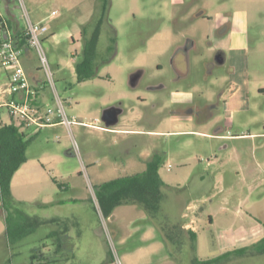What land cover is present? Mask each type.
I'll list each match as a JSON object with an SVG mask.
<instances>
[{
	"label": "rangeland",
	"instance_id": "1",
	"mask_svg": "<svg viewBox=\"0 0 264 264\" xmlns=\"http://www.w3.org/2000/svg\"><path fill=\"white\" fill-rule=\"evenodd\" d=\"M25 2L34 22L36 17L60 12L59 17L47 23L49 32L44 45L68 116L95 123L106 108L121 101L128 111L116 128L130 133L73 127L88 166V157L105 165L133 159L136 168L131 171H139L146 168V162L138 159L146 160L157 151L163 155V177L175 182L180 179L200 216L206 220L211 215L216 218L214 226L209 225L202 231L209 238L211 248L218 244L217 235L224 227L220 223L223 208L239 209L237 229L247 224V230L239 235L253 242L264 237V0H110L107 18L100 27L99 48L105 50L111 43L110 38L116 36L115 51L104 55L110 62L100 68L98 77L81 83L75 71L83 51L81 31L89 22L96 28L94 23L101 11L99 0ZM202 11L212 19L203 18ZM226 30V35L238 37L240 47L227 51L230 67L229 64L217 67L205 78L201 59L208 62L213 59L211 49L216 48L218 41V45L221 43L218 36ZM68 32L75 38L68 39ZM188 37L194 38L198 47L190 57L189 78L171 84L173 56ZM0 69L1 87L6 89L7 70ZM137 69L145 70L138 88L130 83L131 73ZM232 72L236 73L235 77L230 75ZM219 73L227 79L222 80L223 76L217 79ZM160 81L167 84V89H148L149 84ZM183 90L188 93L180 95ZM201 91L206 92L204 96L209 100H220V110L214 117L198 122L189 113H172L179 103L185 105L187 101L182 98L196 101ZM223 97L229 98L223 100ZM0 112L11 119L6 107H0ZM182 128L187 130L180 133ZM218 128L221 130L217 132ZM32 137L28 155L61 154L66 163L51 171L50 177L74 186L69 191H61L48 177L38 200L70 199L76 193H87L92 199L89 181L79 173L78 158L67 157L73 150V139L66 127L60 125ZM224 143L229 147L223 149ZM68 164L75 168L67 171ZM89 174L95 186L91 170ZM202 175L204 180L200 178ZM18 209L28 216L57 213L56 209L42 210L33 204L20 205ZM8 216L10 219L9 208H3L0 202L1 264L36 263L38 259L33 257L49 250L43 244H53L51 238L44 239V233L56 226H40L14 242L6 236ZM253 262L264 264V257L257 256Z\"/></svg>",
	"mask_w": 264,
	"mask_h": 264
},
{
	"label": "crops",
	"instance_id": "2",
	"mask_svg": "<svg viewBox=\"0 0 264 264\" xmlns=\"http://www.w3.org/2000/svg\"><path fill=\"white\" fill-rule=\"evenodd\" d=\"M0 9L6 19L7 34L13 35L16 40L24 31V24L20 18L16 1L0 0ZM201 13L205 15V12L202 11ZM59 15L60 12L52 11L48 16L36 17L35 20L36 22H45L48 26L47 23L56 19ZM224 33L218 36L222 41L219 45L218 41L216 48H221L227 53L230 49L233 51L240 47L237 36L234 34L226 35L228 31ZM4 35L5 32H0V42L5 38ZM52 35L53 37L56 36L55 33H52ZM66 37L68 39L75 38L71 32H68ZM216 48L213 47L211 51ZM22 62L32 85L39 87L43 81V75L39 70L35 53L27 48L22 56ZM6 74L9 81V72L6 71ZM235 74L232 77H235ZM222 76V80L227 79L226 76ZM1 86L0 79V107L5 108L2 103L9 97L6 92L7 88L2 89ZM181 95H185L184 92L181 91ZM50 96L48 90L42 91L39 98H37V104L44 108L51 102ZM228 98L223 97L222 99L228 100ZM0 121L9 124L12 119H6L4 114L0 112ZM14 121L16 122V120ZM59 126L46 127L39 131L31 126L23 129V131L32 137ZM185 130L187 129L183 130L182 128L180 133ZM114 131L123 134L131 132L118 130V128H114L110 132L114 133ZM252 135H256L257 138L263 137L256 133ZM228 147L229 145L224 143L222 148L226 149ZM67 157H74V154L70 151ZM28 158V162L15 173L12 180L13 200L9 204L11 218L9 231H7L6 223V236L15 242L29 236L40 226L55 225V228L52 230L50 228L44 233V239L51 238L53 244H43V247H48L49 250L47 253L40 255V261L38 260L39 262L37 261L36 264H114L101 231L94 203L87 193L80 195L76 193L70 199L47 197L41 201L38 200V195L46 187L44 182L48 180V177L51 180L54 178L53 176L50 177V172L57 170L58 165L66 163L64 157L61 154H41L39 157L28 155ZM148 159L142 160L139 158L138 160L146 162L147 168ZM125 160L121 163L115 162L105 165L93 157H88L89 170H91L96 181L95 187L104 182L121 177H130L146 170L145 168L139 171H131V169L136 168L135 160ZM66 168L67 171H72L75 167L68 164ZM159 174L170 187L162 188L164 196L155 202L156 206L152 217L144 210L145 204L135 202L133 195L131 197L130 193L126 195L123 192L126 196L118 193L110 194V198L105 200L110 208V213L102 206L104 211L111 216V228L118 243L123 264H255L253 260L257 256L264 257V253L239 255L235 252L262 239L253 242V239H246L244 235H239L247 230L245 229L247 224H243L245 228L240 227L237 229L235 221H237L238 208L236 210L223 208L220 213V223L224 227L217 235L218 244L211 248L209 238L202 234V231L209 225L214 226L216 218L211 215L206 220V218L200 216L196 206L190 202V196L187 195L189 192L185 190L187 187L181 186L183 182H180V179L175 182V180L164 178L161 169ZM200 178L201 180L205 179L203 175ZM55 179L57 180V178ZM61 184L63 186V189H60L61 191H69L74 187L73 184L66 182ZM175 184H178V187ZM178 201L181 202L177 203ZM112 202H114L113 205ZM24 204H33L42 210L53 208L56 209L57 213L54 216H49L46 212L42 216L23 215L24 212L18 208ZM65 209L68 210L67 214ZM245 223L247 222L245 221ZM193 236L196 237L195 240L192 239ZM45 258L47 259L46 262L44 261ZM217 258H219V261L213 262V259ZM32 263L33 261H29L27 264Z\"/></svg>",
	"mask_w": 264,
	"mask_h": 264
},
{
	"label": "trees",
	"instance_id": "3",
	"mask_svg": "<svg viewBox=\"0 0 264 264\" xmlns=\"http://www.w3.org/2000/svg\"><path fill=\"white\" fill-rule=\"evenodd\" d=\"M101 11L97 21L94 23L96 28H92L89 22L84 25L81 31L83 38V51L80 58L76 61L75 71L77 74L78 82H85L87 80L98 77L100 68L110 62V58L105 59L106 53H114L117 43L116 36L110 38L111 43L105 50L99 48L100 27L106 20L110 7V0H99ZM2 23L5 26L6 19L2 17ZM5 27V38L13 40L14 44L22 47L25 50L28 48L26 43L25 31L15 40L13 35H8ZM114 30V28H113ZM115 34V30L113 31ZM40 70V68H39ZM41 92L37 95L38 98ZM11 123H4L0 121V202L3 208L8 207L13 200L12 195V180L15 173L28 162V148L33 140V137L28 136L23 131L22 127L18 126L14 119L11 117ZM71 151V150H70ZM69 151V152H70ZM72 152V151H71ZM163 155L155 152L147 160V168L144 172L136 173L130 177H121L111 181L104 182L95 187L100 204L104 206L108 213L110 208L105 200L110 198V194L124 195L130 193L135 202L145 204L144 210L153 216L155 211V202L163 198L164 193L162 188L170 187L163 181L159 174V170L163 167ZM54 183L63 189L62 184L53 178ZM126 193L125 194H123ZM117 194V195H118ZM118 199V197H116ZM114 202H112V205ZM7 231H9L10 219L6 218ZM192 239H196L193 236ZM237 254L242 255L246 253H264V238L259 242L235 251ZM38 259L34 256L33 259ZM38 261V262H39ZM44 261H47L45 258ZM219 258L213 259V262H218ZM32 264H36L33 262Z\"/></svg>",
	"mask_w": 264,
	"mask_h": 264
},
{
	"label": "built area",
	"instance_id": "4",
	"mask_svg": "<svg viewBox=\"0 0 264 264\" xmlns=\"http://www.w3.org/2000/svg\"><path fill=\"white\" fill-rule=\"evenodd\" d=\"M15 1L18 10L21 12L20 18L24 24L27 47L37 57L40 72L43 75V81L39 87L32 85L22 62L25 49L16 46L12 39L4 38L0 42V67L9 72L8 87L6 89L9 99H6L2 103V106L7 108L9 115L16 120V123L22 129L34 126L39 131L43 128L56 125L66 127L73 139V150L71 151H73L72 153L79 160V173L89 181L92 201L113 263L123 264L118 243L111 228V216L104 211L100 204L95 186L90 182L89 166L85 163L82 152H80L79 145L73 134V127L76 125L86 128H96L107 132L113 131V129L107 128L100 119H96L95 123H87L68 116L65 102L57 86L51 60L44 45L49 32L48 26L45 22H34L31 19L25 0ZM2 17L3 15L0 9V32H4L3 28H6L2 23ZM44 89L49 91L51 102L42 108L37 104V95Z\"/></svg>",
	"mask_w": 264,
	"mask_h": 264
},
{
	"label": "flooded vegetation",
	"instance_id": "5",
	"mask_svg": "<svg viewBox=\"0 0 264 264\" xmlns=\"http://www.w3.org/2000/svg\"><path fill=\"white\" fill-rule=\"evenodd\" d=\"M203 18L206 19H211V17H207L205 15H202ZM227 25H224V27H226ZM228 31V30H226ZM225 32V31H224ZM223 32V33H224ZM222 33V34H223ZM198 47H197V41L192 38V37H188L186 38V40L184 41V43H182L181 45H179L177 47V50L175 51V54L173 56V60H172V72H173V77L171 79V84H174L172 82L176 81H183L189 78V74H190V57L191 54L194 51H197ZM214 57L213 59H211L209 62L206 60H202V66L204 68V77L206 78L208 76V74L213 73L214 70L217 67H224L226 65H228L230 67L231 63H229L228 58H227V53L225 50L221 49V48H216L213 52ZM223 60V64L219 63V60ZM159 69H162L161 65H159ZM201 69V68H200ZM230 71H233V68H230ZM220 74L217 76V79L220 78ZM235 74V72H232L230 75ZM145 75V70L144 69H137L135 70L133 73H131L130 76V83L133 87L138 88L141 85L142 82V78ZM148 89L150 91H159V90H164L167 89V84L165 82H158L155 84H149L148 85ZM182 92H184V94L186 95L187 90H183ZM181 95V93H180ZM204 95H206V92L201 91L198 94V100L194 101L193 98L192 99H183L182 101H187L185 103V105H187L186 107H184L185 105H183V103H179L178 105H176L177 107H175L172 110V113H176V114H184V113H189L191 115H194L195 118L198 119V122H203L204 120H209L208 118H212L215 116V114L217 113L218 110H220V100L218 101H212L209 100V97H205ZM138 99H140L141 97H137ZM172 100V99H171ZM146 102V101H144ZM192 102V103H191ZM171 104H175L174 102H171ZM113 106H119L123 109V113L120 116V118L124 115H126V113H128V111L125 108L124 102H118L117 104L113 105ZM120 123V122H119ZM119 125V124H118ZM117 127V126H116ZM114 127V128H116ZM112 128V129H114ZM221 130L220 128H218L217 132ZM115 133V131H114ZM172 134V133H171ZM216 135V134H215Z\"/></svg>",
	"mask_w": 264,
	"mask_h": 264
},
{
	"label": "water",
	"instance_id": "6",
	"mask_svg": "<svg viewBox=\"0 0 264 264\" xmlns=\"http://www.w3.org/2000/svg\"><path fill=\"white\" fill-rule=\"evenodd\" d=\"M219 60V59H218ZM223 60H219L220 64H223ZM123 113V109L119 106H110L102 112L101 121L109 129L118 126L120 122V116Z\"/></svg>",
	"mask_w": 264,
	"mask_h": 264
}]
</instances>
